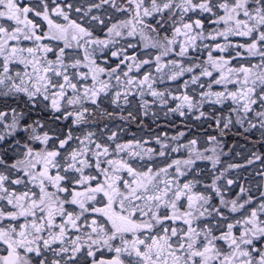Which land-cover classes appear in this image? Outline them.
<instances>
[{"label":"snow or ice","instance_id":"1","mask_svg":"<svg viewBox=\"0 0 264 264\" xmlns=\"http://www.w3.org/2000/svg\"><path fill=\"white\" fill-rule=\"evenodd\" d=\"M0 264H264V0H0Z\"/></svg>","mask_w":264,"mask_h":264}]
</instances>
